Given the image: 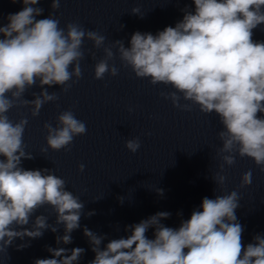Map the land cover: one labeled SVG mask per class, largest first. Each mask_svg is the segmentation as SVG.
<instances>
[{
  "label": "clouds",
  "instance_id": "clouds-1",
  "mask_svg": "<svg viewBox=\"0 0 264 264\" xmlns=\"http://www.w3.org/2000/svg\"><path fill=\"white\" fill-rule=\"evenodd\" d=\"M11 2L22 8L0 19V255L8 256L13 245L17 251L28 248L31 240L42 238L46 230L58 233L60 226L63 235L55 236L57 247L45 246L52 258H37L33 264H79L85 254L82 247L59 245L72 244L81 217L95 211L85 212V203L52 168L22 167L23 160L35 159L23 139L28 119L13 121L8 116L12 108L22 107L37 117L43 105L59 99L58 92L48 88L59 85L60 92H67L78 82L86 54L96 59L92 49H84L85 40L104 53L94 64V79L117 76L119 69L110 61L118 58L137 78L174 89L160 93L173 107L191 111L195 105L203 114H216L222 125L217 134L222 147L216 154L222 163L211 178L217 186H224L225 165H234L237 156L252 159L264 172V40L253 39L254 30L264 25V0H192L194 8L186 4L175 26L155 34L135 31L127 47L121 39L106 46L104 35L76 21L61 27L56 15L61 0H51V11L42 19H37L44 12L37 6L40 0ZM131 14L144 17L139 7ZM34 86L41 91L25 99ZM56 121L55 127L44 124L47 148L42 152L70 151L74 138L87 133L85 122L71 109L60 112ZM125 147L135 154L140 138L126 140ZM78 167L84 171L83 164ZM251 183L248 170L239 187ZM155 190L163 196V189ZM124 199L118 197L121 204ZM240 200L236 190L204 197L200 208L176 228L161 222L171 213L160 211L126 225V237L106 244V234L85 225L83 235L94 253L87 264H264V234L243 242L244 227L236 216ZM45 206L55 213L54 224L48 216L37 215ZM150 229L153 238L147 235ZM17 239L22 243L15 244Z\"/></svg>",
  "mask_w": 264,
  "mask_h": 264
}]
</instances>
